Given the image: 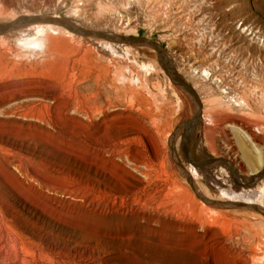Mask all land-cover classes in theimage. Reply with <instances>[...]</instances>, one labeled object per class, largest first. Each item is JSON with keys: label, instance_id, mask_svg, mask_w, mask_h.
<instances>
[{"label": "rangeland", "instance_id": "obj_1", "mask_svg": "<svg viewBox=\"0 0 264 264\" xmlns=\"http://www.w3.org/2000/svg\"><path fill=\"white\" fill-rule=\"evenodd\" d=\"M23 14L151 39L200 114L184 131L194 99L147 46L42 21L1 32L0 234L15 264H264V192L226 181L264 188L242 185L264 171V0H0V22ZM183 141L214 161L193 166Z\"/></svg>", "mask_w": 264, "mask_h": 264}, {"label": "water", "instance_id": "obj_2", "mask_svg": "<svg viewBox=\"0 0 264 264\" xmlns=\"http://www.w3.org/2000/svg\"><path fill=\"white\" fill-rule=\"evenodd\" d=\"M36 21L49 22V23L61 26V27L65 28L66 30H68L69 32L79 34V35L103 38V39H106L108 41L115 42V43H135V44L144 45V46H147V47L153 49L156 53L157 59L163 64V67H164L165 71L169 74V76L180 87H182L186 92H188L194 99L193 114H192L190 119H188L184 122V131H187L189 126L192 125L196 121V119L198 118V116L200 114V102L198 100V96L196 95L193 88L190 85H188L182 79V77L178 74V72L174 69L172 63L166 57L162 48L160 46H158V44H156L151 39L146 38L144 36H124V35L113 34L110 32H105V31L98 30V29L83 28V27H80V26L73 24L70 21H67L66 19H62V18H58V17L37 16V15H28V14L19 15L15 19L8 21V22H0V33L6 32V31L11 30L13 28L23 26V25H27L29 23H33ZM184 139L186 140L185 132H184ZM181 148H182V152L184 153V155L187 158V160L189 161V163L194 165V166H202L203 164L212 163L214 161V159L210 158V159L202 160L199 162H194V161L190 160L187 156L184 141L181 144ZM259 175H264V171L256 172L255 174H253L250 177V179L246 183H243V184L240 181L236 180V178H234L232 175H231V178L233 181H235L237 183H241L242 185H248L256 178V176H259ZM245 205H246V203L243 204V206H245ZM246 206L252 208V206H250V205H246Z\"/></svg>", "mask_w": 264, "mask_h": 264}, {"label": "bare ground", "instance_id": "obj_3", "mask_svg": "<svg viewBox=\"0 0 264 264\" xmlns=\"http://www.w3.org/2000/svg\"><path fill=\"white\" fill-rule=\"evenodd\" d=\"M51 17H56L55 15H53V16H51ZM33 26H36V27H43V26H51L49 23H33L32 24ZM219 80V79H218ZM234 104L235 105H242V103H240V101H234ZM246 136V135H245ZM252 158V160L256 163V162H259L260 160H261V156H260V154H259V151H258V148L253 144V151L251 152V155H250ZM194 166V165H193ZM193 166H190V169H189V172L191 173V175H199V177L200 176H203L202 174V172H201V169H200V167H193ZM144 174H146V172L144 173ZM143 174V175H144ZM144 176H146V175H144ZM149 176V175H148ZM210 176V175H209ZM146 178H147V176H146ZM146 178H145V180H146ZM194 178V177H193ZM208 177H206V179H207ZM151 179V178H150ZM203 179V178H202ZM214 179H216V177L214 178ZM214 179H212L211 178V183H212V185L211 186H213L210 190L212 191V192H214V191H221V185L219 184V183H217L216 182V180H214ZM205 180V179H204ZM208 180V179H207ZM209 180H210V178H209ZM153 181V180H152ZM226 181L228 182V184H229V186H231V187H234L235 189H237L239 192H241V193H243V192H246V195L247 196H249V194L250 195H256V194H258V195H262L263 194V192H264V188H255V187H251V186H249V187H242V186H237V185H234L233 184V182L229 179V178H226ZM154 182V181H153ZM207 183H208V181H207ZM209 184V183H208ZM169 185L170 186H172L173 188H175L174 187V180L171 182V184H170V182H169ZM207 185V184H206ZM149 186V185H148ZM178 188V187H177ZM174 190V189H173ZM234 191V190H233ZM198 193V192H197ZM138 197V196H137ZM204 198V197H203ZM207 200V199H206ZM139 201V200H138ZM247 202H250V201H247ZM252 202V201H251ZM140 203V202H139ZM203 213H204V211H203ZM1 215V214H0ZM204 215H205V213H204ZM2 216V215H1ZM2 219H4L3 217H2ZM0 224H2L3 225V227L7 230V231H9V230H11V227H10V225H8L6 222H1L0 221ZM0 229H1V227H0ZM1 231V230H0ZM15 245H16V243H15V239H14V237H13V235L11 234V233H7L6 235H3V233H2V235L0 234V262H3L2 264H15V260H16V257H15V255H14V250H15ZM1 264V263H0Z\"/></svg>", "mask_w": 264, "mask_h": 264}]
</instances>
